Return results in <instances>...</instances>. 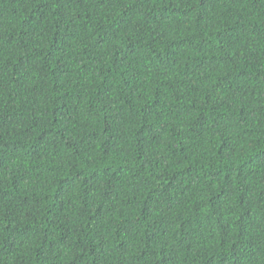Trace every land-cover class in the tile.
Returning <instances> with one entry per match:
<instances>
[{
	"label": "trees",
	"instance_id": "16d2710c",
	"mask_svg": "<svg viewBox=\"0 0 264 264\" xmlns=\"http://www.w3.org/2000/svg\"><path fill=\"white\" fill-rule=\"evenodd\" d=\"M0 264H264V0H0Z\"/></svg>",
	"mask_w": 264,
	"mask_h": 264
}]
</instances>
